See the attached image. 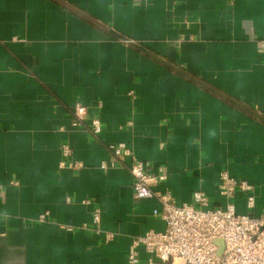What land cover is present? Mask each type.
Returning a JSON list of instances; mask_svg holds the SVG:
<instances>
[{"label": "crops", "instance_id": "crops-1", "mask_svg": "<svg viewBox=\"0 0 264 264\" xmlns=\"http://www.w3.org/2000/svg\"><path fill=\"white\" fill-rule=\"evenodd\" d=\"M79 102L99 136L72 125ZM65 142L81 167L61 166ZM120 142L178 202L224 206L226 169L263 216L264 0H0V264H129L135 238L165 230L131 157L114 164Z\"/></svg>", "mask_w": 264, "mask_h": 264}, {"label": "built area", "instance_id": "built-area-1", "mask_svg": "<svg viewBox=\"0 0 264 264\" xmlns=\"http://www.w3.org/2000/svg\"><path fill=\"white\" fill-rule=\"evenodd\" d=\"M99 109V107H98ZM82 103H76L73 109L72 125L85 126L90 117L88 130L99 136L102 122L98 111H92ZM114 164L123 158L131 157L129 171L133 177V189L138 199H156L159 207L153 215L162 219L166 228L163 231L149 230L135 238L128 251L129 264H264V215L252 214L255 208V187L249 181L233 177L228 170L220 171L218 191L225 199L224 206L211 207V197L202 190L193 193L191 202H178L171 192L161 189L167 180L162 166L153 167L151 163L138 159L126 143L111 146ZM63 160L61 166L81 167L71 161L70 145L62 144ZM107 165L104 163L103 167ZM246 197L249 212L238 213L235 205L237 194ZM89 203V201H86ZM48 213L42 214L38 221H46ZM101 214L98 208L87 227L99 234L102 232ZM113 237L105 233V241ZM224 241L222 255L218 254L216 241ZM143 246L148 254L141 259L139 247Z\"/></svg>", "mask_w": 264, "mask_h": 264}, {"label": "rangeland", "instance_id": "rangeland-1", "mask_svg": "<svg viewBox=\"0 0 264 264\" xmlns=\"http://www.w3.org/2000/svg\"><path fill=\"white\" fill-rule=\"evenodd\" d=\"M216 244L218 245L219 249H218V254L222 255L223 250H224V241L222 239H218L216 241Z\"/></svg>", "mask_w": 264, "mask_h": 264}]
</instances>
